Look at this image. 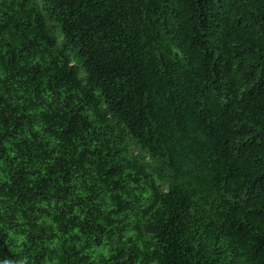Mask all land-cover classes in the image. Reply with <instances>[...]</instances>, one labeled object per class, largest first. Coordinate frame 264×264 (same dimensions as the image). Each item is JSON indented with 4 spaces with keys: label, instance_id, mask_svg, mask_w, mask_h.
I'll return each instance as SVG.
<instances>
[{
    "label": "trees",
    "instance_id": "obj_1",
    "mask_svg": "<svg viewBox=\"0 0 264 264\" xmlns=\"http://www.w3.org/2000/svg\"><path fill=\"white\" fill-rule=\"evenodd\" d=\"M0 264H264V0H0Z\"/></svg>",
    "mask_w": 264,
    "mask_h": 264
},
{
    "label": "rangeland",
    "instance_id": "obj_2",
    "mask_svg": "<svg viewBox=\"0 0 264 264\" xmlns=\"http://www.w3.org/2000/svg\"><path fill=\"white\" fill-rule=\"evenodd\" d=\"M50 25H51L53 28H55V30H56V34H57L59 40H62V39L64 38V36H63V34H62L60 28L57 27V26H56L54 23H52V22H50Z\"/></svg>",
    "mask_w": 264,
    "mask_h": 264
}]
</instances>
